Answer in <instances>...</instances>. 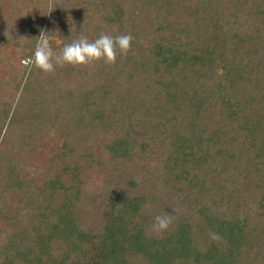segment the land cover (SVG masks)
<instances>
[{
	"label": "trees",
	"instance_id": "1",
	"mask_svg": "<svg viewBox=\"0 0 264 264\" xmlns=\"http://www.w3.org/2000/svg\"><path fill=\"white\" fill-rule=\"evenodd\" d=\"M0 264H264V0H0Z\"/></svg>",
	"mask_w": 264,
	"mask_h": 264
},
{
	"label": "clouds",
	"instance_id": "2",
	"mask_svg": "<svg viewBox=\"0 0 264 264\" xmlns=\"http://www.w3.org/2000/svg\"><path fill=\"white\" fill-rule=\"evenodd\" d=\"M51 11V10H50ZM133 37L131 34H120L111 36L101 33L99 38L89 42L85 36H80L63 47L59 54H55L51 48L50 41L44 32L38 36L33 57L25 61L44 73L55 71V65L73 67L87 65L96 61H103L107 65L116 63L117 54L127 56L132 46ZM172 219L168 215H158L153 223V230L160 234L166 231Z\"/></svg>",
	"mask_w": 264,
	"mask_h": 264
}]
</instances>
